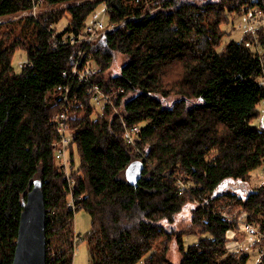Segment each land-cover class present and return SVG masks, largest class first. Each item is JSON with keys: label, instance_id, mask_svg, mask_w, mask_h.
<instances>
[{"label": "trees", "instance_id": "obj_1", "mask_svg": "<svg viewBox=\"0 0 264 264\" xmlns=\"http://www.w3.org/2000/svg\"><path fill=\"white\" fill-rule=\"evenodd\" d=\"M39 6L43 12L33 14ZM101 6L105 29L88 41H64ZM254 7L264 12V0H0V17L29 11L0 21V264L13 263L36 180L47 209V264H73L78 209L92 217L81 240L92 264H249L248 253L228 252L229 232L241 231L245 217L261 236L255 264H264V182L245 196L219 189L228 179L251 181L264 160V127L254 123L264 101V26L223 43L233 19ZM19 51L26 58L17 70ZM119 53L121 70L109 74ZM89 55L100 65L92 80L109 92L102 106L72 74ZM62 110L76 133L70 177L54 146L53 118ZM134 124L138 145L126 137ZM137 159L145 168L133 184L126 169ZM71 193L76 210L68 207ZM194 199L192 223L177 229V214ZM196 233L202 236L186 245L185 235ZM174 239L179 262L169 257Z\"/></svg>", "mask_w": 264, "mask_h": 264}, {"label": "rangeland", "instance_id": "obj_2", "mask_svg": "<svg viewBox=\"0 0 264 264\" xmlns=\"http://www.w3.org/2000/svg\"><path fill=\"white\" fill-rule=\"evenodd\" d=\"M64 5H66V3L56 4L53 5L51 9L53 8L54 10H59L62 7H64ZM104 9L105 6H101L99 8L100 13L98 17H101L103 15ZM43 10L44 9L41 6H39L37 7L36 10L33 9L31 12H33V14H37L43 12ZM28 12L29 11H24L15 14L1 16L0 21L6 20L8 18H15L27 14ZM106 20H107V14H106ZM67 21L68 20L66 17L61 18L57 24L58 28L63 29L67 24ZM231 25L233 26L230 28L232 33H227L224 36L223 39L224 44L230 38L231 39L234 38L238 40L242 39L243 34L247 29H252L253 31H255L257 27L262 25L264 26V12L259 7L251 8L245 15H237L233 19ZM229 27H230L229 25H225L226 29H228ZM253 47L255 48L259 47L258 48L259 51H262V48L258 45ZM24 58H26V55H24L23 51H19L17 55H15L14 64L17 70L21 69V63L24 62ZM125 59L126 56L119 53L115 63L112 65L111 69H109L110 72L109 74L119 73ZM55 92L56 89H52L50 91V94L54 95ZM261 111H262L261 116L257 117L254 120V123L264 127V101L261 104ZM263 182H264V160L262 165L253 171L251 181L243 182L237 179H228L220 185L219 189L225 188L228 191H235L236 193L245 196L249 189L251 188L254 189L257 186L261 185ZM196 205H200V203L196 199L188 201L185 204L183 210L179 214H177L176 222H175L177 229L179 230L185 229L190 226V223H192L191 220L193 215L192 208H194V206ZM228 214H229V218L235 217V214H233V212ZM248 221L249 220L246 217L240 220L242 228L241 231H239L238 233L233 232V230H230L229 232L230 241L228 243V252L241 249L242 253H248L250 255L249 264H255L260 259V255L263 251V248L261 245L255 244V240L261 236L257 235L256 232L250 231L251 229L255 228L254 227L255 225L252 222L250 221L248 222ZM247 223H251L253 227L251 229L248 228ZM74 226H75V232L78 236H77V245L74 251L73 264H92V252L89 247V244L87 241H81L82 237L86 235L92 228L91 215L84 209L81 210L78 209V211H76L75 214ZM199 236H202V234L196 233V234L185 235V244L188 245L190 243L196 242L198 238H200ZM169 257L175 262H179L182 257V254L179 250V246L175 239L172 241L170 245Z\"/></svg>", "mask_w": 264, "mask_h": 264}, {"label": "built area", "instance_id": "obj_3", "mask_svg": "<svg viewBox=\"0 0 264 264\" xmlns=\"http://www.w3.org/2000/svg\"><path fill=\"white\" fill-rule=\"evenodd\" d=\"M36 10L37 7H34ZM107 6L104 9L103 15L101 17L96 18L93 22L86 26V28L77 35H72L64 39L65 42L71 41L75 42L78 40H91L95 36L99 34L100 31L107 27ZM112 26V25H111ZM99 64L93 59L92 55L88 56L86 64L83 68L75 65L72 70L73 75H77L79 80L87 83L88 90L92 95V99L96 106H102L106 101L109 100V93H107L100 83L93 81L92 77L99 70ZM66 91L69 90L68 86L64 88ZM62 97H64L65 101L69 103V96L65 93ZM53 123L55 130L58 133V138L54 141V146L57 147L56 156L59 159L62 169L65 171L67 177H70V161L68 158V149L74 138L76 137V133L74 132L70 120V114L67 110H62L54 115ZM140 124H134L130 126H126V137L127 141L133 145L136 144L137 135L140 131ZM72 186V185H71ZM73 187V186H72ZM68 207L76 210L78 208V202L76 201L74 195L71 193L70 200L68 201ZM222 212V211H221ZM224 217H229L227 212H222ZM248 228H252L251 223H247ZM252 230V229H251ZM262 233V232H261ZM264 236V233L261 234Z\"/></svg>", "mask_w": 264, "mask_h": 264}, {"label": "water", "instance_id": "obj_4", "mask_svg": "<svg viewBox=\"0 0 264 264\" xmlns=\"http://www.w3.org/2000/svg\"><path fill=\"white\" fill-rule=\"evenodd\" d=\"M144 168L142 160H134L126 169L127 179L137 184ZM46 226L47 209L42 181L36 180L23 203L12 264H47Z\"/></svg>", "mask_w": 264, "mask_h": 264}, {"label": "bare ground", "instance_id": "obj_5", "mask_svg": "<svg viewBox=\"0 0 264 264\" xmlns=\"http://www.w3.org/2000/svg\"><path fill=\"white\" fill-rule=\"evenodd\" d=\"M37 2V1H36ZM40 3V2H39ZM39 3H37V4H39ZM33 4V3H32ZM41 5V4H40ZM56 5V4H55ZM33 6V5H32ZM50 6H52V5H50ZM51 8V7H50ZM56 8V7H55ZM41 13V12H40ZM57 23V22H56ZM56 25V24H55ZM57 26V25H56ZM55 26V27H56ZM21 63V62H20ZM24 63V62H23ZM28 65V64H27ZM26 66V65H25ZM97 76V75H96ZM110 76V75H109ZM94 78V77H93ZM98 78H96V80H97ZM99 80V79H98ZM94 81H95V79H94ZM100 81V80H99ZM101 84V83H100ZM104 84V83H103ZM102 85V84H101ZM88 85H87V83H86V87H87ZM115 86H116V84H115ZM85 87V88H86ZM104 87H106V86H103V89H105ZM88 88V87H87ZM107 88V87H106ZM63 89V88H62ZM106 90V89H105ZM123 90V89H122ZM106 92H107V90H106ZM90 93V92H89ZM109 93V92H108ZM124 93V92H123ZM114 94V93H113ZM115 94H117V93H115ZM119 94V93H118ZM120 95V94H119ZM124 95V94H123ZM111 96V95H110ZM90 97V96H89ZM112 98V97H111ZM64 99V98H63ZM113 99V98H112ZM89 100H90V98H89ZM169 102V101H168ZM167 102V103H168ZM64 103H65V100H64ZM110 103V102H109ZM114 103H115V101H114ZM112 104V103H111ZM169 104V103H168ZM117 105V104H116ZM112 108H113V106H111ZM95 109H97V108H95ZM97 112V111H96ZM117 113V112H116ZM119 114V113H118ZM124 115V114H123ZM124 118V117H123ZM138 140V139H137ZM137 145L139 144L138 142L136 143ZM131 145V144H130ZM133 147V146H132ZM135 147V146H134ZM140 148V147H139ZM144 150V149H143ZM146 151V150H145ZM146 154V153H145ZM56 158V157H55ZM144 159H145V157H144ZM58 164V163H57ZM61 165V164H60ZM58 167H59V165H58ZM61 168V167H60ZM59 168V169H60ZM60 171H62V170H60ZM263 173V172H262ZM64 174V173H63ZM260 174V173H259ZM263 176V175H262ZM258 177H260V176H258ZM219 190V189H218ZM220 190H221V188H220ZM74 194V193H73ZM248 197V196H247ZM246 197V198H247ZM247 221V220H246ZM251 221V220H250ZM249 222V221H248ZM252 222V221H251ZM259 225V224H258ZM246 227V226H245ZM255 227V226H254ZM259 228V227H258ZM249 230V229H248ZM259 231V230H258ZM248 232V231H247ZM257 234V233H256ZM251 236V235H250ZM250 238V237H249ZM253 239V238H252ZM259 240H260V238H259ZM259 243H261L260 241H258ZM263 244V243H262ZM239 253V252H238ZM240 254V253H239ZM263 255V254H262Z\"/></svg>", "mask_w": 264, "mask_h": 264}]
</instances>
